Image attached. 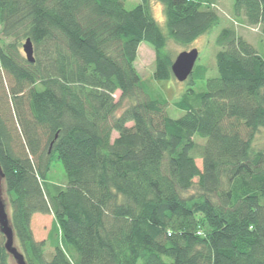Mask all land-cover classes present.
<instances>
[{"label":"trees","instance_id":"16d2710c","mask_svg":"<svg viewBox=\"0 0 264 264\" xmlns=\"http://www.w3.org/2000/svg\"><path fill=\"white\" fill-rule=\"evenodd\" d=\"M126 1L0 0V162L21 251L28 264H264L263 54L223 27L218 75L195 64L206 89H187L172 118L143 87L138 48L153 46L154 78L169 81L168 41L211 32L218 0H163L166 31L151 0ZM232 4L264 33V0ZM36 213L54 216L48 255Z\"/></svg>","mask_w":264,"mask_h":264},{"label":"rangeland","instance_id":"374dc122","mask_svg":"<svg viewBox=\"0 0 264 264\" xmlns=\"http://www.w3.org/2000/svg\"><path fill=\"white\" fill-rule=\"evenodd\" d=\"M140 0H127L125 6L127 9L134 8ZM158 0H151V5L155 6ZM233 0H218L214 8L217 10L221 16V23L217 25L211 32L204 34L197 38L194 42L190 44H180L173 40H169L167 43V49L170 52L173 59L183 50H191L192 48H197L199 50V58L196 65H205L208 69L207 77H216L218 75L217 58L216 54L219 47L216 43V38L225 26H230L236 29L237 33L243 36L247 41H249L258 51H260L264 56V33L260 25H250L247 24L242 18L236 17L233 14L232 4ZM163 29L166 31V26ZM11 41L12 39H8ZM26 38L22 39V44L20 45V53L26 58V53L23 48ZM34 54L36 55V49L34 46ZM135 66L140 74L143 82V87L146 92L151 96L166 99V111L172 118H179L184 113L185 110L176 106L175 102L180 99L182 94L189 88H193L195 92H200L206 89V79H197L196 77H189L185 81H179L176 77L170 79L169 81H157L154 78L155 71V50L153 46L148 42H142L138 48V55L135 61ZM196 68V67H194ZM196 73V71H195ZM6 83L9 84L8 78L5 76ZM194 80V82H192ZM120 91L115 94V99H118ZM2 91L0 90V112L3 110L2 106ZM130 103V101H125L122 110ZM121 111V110H120ZM118 111V113L120 112ZM133 122H129L128 125H132ZM118 136L117 131H113L112 140ZM195 139L198 144L202 146L205 142L203 138L195 135ZM264 143V133L260 132L256 136L255 144L257 147H261ZM201 148L198 147L195 150L197 155L196 162L200 168H202V157L200 156ZM3 195L8 201L7 194L3 188ZM11 210V207H9ZM54 216L50 214L36 213L32 219V229L34 238L36 240H47L49 232L52 228ZM16 245L20 246L18 240L15 241ZM46 254H50L53 251V247L49 244L47 240V245L45 247ZM11 263L16 264L13 258H11ZM142 264V260L138 262Z\"/></svg>","mask_w":264,"mask_h":264},{"label":"water","instance_id":"95a60500","mask_svg":"<svg viewBox=\"0 0 264 264\" xmlns=\"http://www.w3.org/2000/svg\"><path fill=\"white\" fill-rule=\"evenodd\" d=\"M23 48L26 53V58L30 62H35L34 44L31 38L26 39ZM198 58L199 50L195 47L191 50H183L178 53L171 65L174 76L179 81L187 80L192 74ZM3 188L6 193L5 172L0 162V231L5 237L4 247L10 255V262L11 258H13L16 264H28L20 246L15 243L17 238L12 224L11 210H9V198L7 196L8 201H6L3 195Z\"/></svg>","mask_w":264,"mask_h":264},{"label":"clouds","instance_id":"9594fccd","mask_svg":"<svg viewBox=\"0 0 264 264\" xmlns=\"http://www.w3.org/2000/svg\"><path fill=\"white\" fill-rule=\"evenodd\" d=\"M150 10L152 11L153 21L160 26L164 27L167 20V6L164 4L163 0H158L155 6L150 5Z\"/></svg>","mask_w":264,"mask_h":264},{"label":"built area","instance_id":"2783aa9c","mask_svg":"<svg viewBox=\"0 0 264 264\" xmlns=\"http://www.w3.org/2000/svg\"><path fill=\"white\" fill-rule=\"evenodd\" d=\"M199 233L201 234L202 232H201V231H199Z\"/></svg>","mask_w":264,"mask_h":264}]
</instances>
